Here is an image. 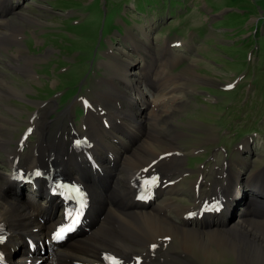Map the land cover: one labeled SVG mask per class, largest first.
<instances>
[{"label": "rangeland", "instance_id": "obj_1", "mask_svg": "<svg viewBox=\"0 0 264 264\" xmlns=\"http://www.w3.org/2000/svg\"><path fill=\"white\" fill-rule=\"evenodd\" d=\"M4 11L0 10V20H8L13 27L3 29L0 23V33L17 39L9 45L0 43V88L10 85L20 94H0V133L12 136L9 147L20 151L22 158L32 152L42 125L51 127L50 138L57 132L61 137L74 129L83 132L87 108L111 99L112 93L105 91L110 81L106 82V76L116 69L110 68L112 63L123 60L132 63L130 72L140 83L136 94L150 103L163 100L160 110H149L147 117L144 106L129 103L137 114L134 120L141 138L148 130L158 131L166 140L179 135L175 144L185 154L180 169L185 182L173 194L174 202L194 205L191 184L198 177L204 179L200 194L205 197L227 171L241 170L244 177L264 175V0H11ZM167 48L169 54L162 57ZM159 54L168 63L158 72L160 84L165 85L161 89L156 88L155 70L150 68L157 67L151 55ZM16 55L33 60L28 76L20 72L25 62ZM147 62L151 65L144 68ZM167 77L174 82L165 83ZM173 87L175 101L167 102ZM119 88L131 93L128 83ZM67 109L70 116L65 114ZM25 131L29 133L22 139ZM21 140L25 144L19 145ZM135 141L137 137L129 139L124 132L110 140L124 153L128 147L133 149ZM1 149L0 183L5 192L10 188L5 180L9 168ZM29 186L21 188L23 201L32 196ZM253 194L244 190L235 202V214L227 215L229 224ZM43 200L37 202L45 204ZM169 249L177 253V244L171 242ZM191 260L250 264L227 253L213 262ZM45 262L55 264L54 257H46Z\"/></svg>", "mask_w": 264, "mask_h": 264}, {"label": "bare ground", "instance_id": "obj_2", "mask_svg": "<svg viewBox=\"0 0 264 264\" xmlns=\"http://www.w3.org/2000/svg\"><path fill=\"white\" fill-rule=\"evenodd\" d=\"M10 1L0 0V10L4 11ZM19 15L23 19L24 15ZM24 19L27 18L24 17ZM31 21L36 22V20ZM0 23L3 24V29L13 27L8 20L2 19ZM0 35H2L0 43L5 45L17 39L14 35L8 36L1 33ZM144 48L147 47L144 46ZM168 52L167 48L162 57L169 54ZM16 56L18 59L21 58V56L20 58ZM151 56L154 60L152 64L157 67L153 68L147 62L144 68L151 65L150 68L155 70L156 81H158L156 88L161 89L165 85L160 84L158 72L162 66L165 69L168 63L166 59H159L161 54ZM23 61L25 62L23 69L19 71L28 76L31 70L29 65L33 60ZM111 67L116 69H111L109 75L106 76V82L110 81L107 82V89H105L112 93L111 99L99 100L95 103L96 105H90L87 108L82 123L83 132L74 129L64 134V137H61V132H57L51 135V137L54 135L53 138H50L51 127L42 125L32 152L23 158L20 151L9 147V144L14 142L12 136L0 133V147L2 148L0 149L7 154L5 161L9 168L5 180L8 181L7 186L10 188L5 191L6 194L4 184L0 183V232L5 236L6 243L3 248L8 262L38 264V258L31 251L23 252L17 258L15 257L14 249L20 247L17 241L24 236V238L39 240L40 243L45 238L46 242L50 232L63 223L62 217L56 212L64 207V204L58 198L49 196L45 180L37 178L33 183L31 179L26 178L31 188H38L37 195L44 197L45 205L35 207L31 201L24 202L19 198L23 186L21 187L14 181V174L42 169L48 177L53 171L61 177L80 182L85 186L90 197L85 234L71 242H66L63 248H50L55 250V254H52L55 264H103L107 256L119 259L121 264H197L191 260L192 257L204 258L207 263L216 261L226 253L236 254L244 262L247 261L250 264H264V175L258 173L244 177L245 173L241 170L227 171L223 181L216 184L213 191L205 197L200 194L201 187L205 184L204 179L198 177L191 184L194 192V205L183 206L174 202L173 194L181 191L180 182H185L180 171L185 161V154L175 144L179 135L174 134L166 140L158 131L148 130L145 135L146 139L141 138L142 132L141 130L136 131L137 124L134 120L137 114L134 113L133 105H129L132 102L144 106L143 115L147 117L151 116L147 115L149 110L152 109L153 112L160 110L163 100L159 99L150 103L142 95L136 94L140 83L134 78L135 74L130 72L132 63L129 61L119 60V63H112ZM171 79L167 77L164 82L169 81L172 84L174 80L171 81ZM116 80L121 81V83L118 82L119 84L128 83L131 95L128 91H124V88L120 90ZM174 89L173 87L167 95L162 96H167V102L175 99V96L171 97L175 92ZM0 94L1 97L2 95L13 97L20 94V91L7 85L5 89L0 88ZM102 95V92L99 93L95 101ZM65 114L70 116V109H67ZM124 120L131 129L126 127ZM138 120L142 122V119ZM138 120L136 121L140 124ZM32 124L38 127L36 122ZM2 126L0 125V128ZM28 126L36 130L30 127L32 125ZM120 132L126 133L129 138L137 137L136 145L132 150H130L131 147H125L126 152L123 153L112 145L113 142L111 143L110 140L116 138V134ZM85 139L88 147L83 150L86 153L79 149L82 147L81 141ZM20 142L19 145L25 144L22 140ZM100 149L105 150L106 156L99 153ZM117 157L118 165L115 171ZM31 174L34 176H29V178L38 177V172ZM154 175L160 177V183L148 190L149 184L144 185V182L149 178L152 179ZM1 177L2 173H0ZM161 180L162 184L169 181L173 183L171 186H163ZM108 182L112 184V190L106 193L104 189ZM241 185L243 190H236ZM246 188L255 193L246 202L255 213L251 215L248 211L250 209L247 206L243 207L229 224L227 215L230 212L232 215L235 214L238 205V203L235 205V202H239L243 197ZM146 190H148L147 195L156 193V198H161V201L155 205L152 202L147 205L141 204L142 195L140 193L145 194ZM208 202L213 203L214 210L210 209L207 213L200 215L198 224H192L194 222L188 220L193 216L191 211H198L203 204ZM103 206L105 214L101 225L104 226V230H101L99 217L103 213L101 212ZM171 242L177 244V253L169 249ZM52 245V241L48 242V246ZM157 245L164 247L165 250L161 251ZM214 247L217 248V252Z\"/></svg>", "mask_w": 264, "mask_h": 264}, {"label": "snow or ice", "instance_id": "obj_3", "mask_svg": "<svg viewBox=\"0 0 264 264\" xmlns=\"http://www.w3.org/2000/svg\"><path fill=\"white\" fill-rule=\"evenodd\" d=\"M113 264H118V262H116V261L114 260V258H113Z\"/></svg>", "mask_w": 264, "mask_h": 264}]
</instances>
